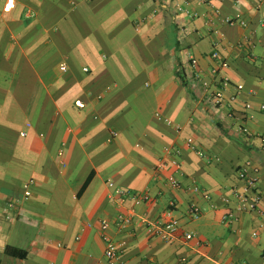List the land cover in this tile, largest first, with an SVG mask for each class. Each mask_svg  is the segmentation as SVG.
I'll return each mask as SVG.
<instances>
[{
    "label": "crops",
    "instance_id": "1",
    "mask_svg": "<svg viewBox=\"0 0 264 264\" xmlns=\"http://www.w3.org/2000/svg\"><path fill=\"white\" fill-rule=\"evenodd\" d=\"M171 200L179 240L164 242L141 218ZM104 221L119 264H264V0H0V264H107Z\"/></svg>",
    "mask_w": 264,
    "mask_h": 264
},
{
    "label": "built area",
    "instance_id": "2",
    "mask_svg": "<svg viewBox=\"0 0 264 264\" xmlns=\"http://www.w3.org/2000/svg\"><path fill=\"white\" fill-rule=\"evenodd\" d=\"M200 2L202 0H199ZM235 4L238 5L240 4L241 0H234ZM176 12L181 13V14H186L189 15V12L185 9V7L181 4L176 5ZM192 16V14L190 15ZM225 22L229 25L232 24H240L242 26H245V22L242 21H237L234 19H226ZM211 57L215 60L219 59V54L218 52H213ZM197 65V61L195 59H191V66L195 67ZM222 86L227 87L228 86V81L224 80L222 81ZM209 101L215 106H220L222 103V96L220 93H216L214 95H211L209 98ZM250 106L247 105L246 108H249ZM243 133L248 134L247 129L242 130ZM187 145L191 149H194L193 142L191 139L187 140ZM168 156L170 158L168 159V163L170 166L173 168L172 174L167 178V183L168 186L171 189H178L181 187V182H180V177L182 175L181 172V167L180 163L178 162L177 155L178 151H175L171 153L170 150L166 151ZM172 156V157H171ZM166 160L162 159L160 160L157 169L158 170H163L166 167ZM239 179L242 180L245 183L244 191L243 193H236V198L239 201L237 211L239 212H246L253 210L258 202L259 199L258 197H250L249 193L252 192V190L255 188L256 185V179L251 178L247 175L246 169L242 168L239 171ZM33 184L31 181L30 183L26 184V193H25V198H28L31 195V192L28 190L29 185ZM109 188H114V185L112 183L108 184ZM195 191L198 189L195 187ZM118 194L120 196H127L129 197L134 204L139 205L142 203H146L149 201V196L148 194H142V195H137V194H129L123 189H116ZM124 201L121 200L119 201L120 205H123ZM177 209V204L174 200H171L168 203L167 208L155 219L153 220H148L146 218H141L142 222L146 225V227L151 231L154 235H156L160 240L164 242H171V241H176L179 240V219L175 217V211ZM187 215L189 218H191L192 221H197L201 215H202V209L196 205L195 203H192L189 208ZM135 215L134 214H120L117 216L116 219V228L119 231H124L126 230L134 220ZM224 222H231L232 220H235L234 216L232 213L227 214L225 217H223ZM110 229V224L106 221L102 222L100 225V230H101V237L104 242V257L107 262V264H119V256L121 255L125 243L124 242H116L114 239H112L108 231ZM194 234L185 232L180 239H184L185 241L190 240L193 238Z\"/></svg>",
    "mask_w": 264,
    "mask_h": 264
},
{
    "label": "trees",
    "instance_id": "3",
    "mask_svg": "<svg viewBox=\"0 0 264 264\" xmlns=\"http://www.w3.org/2000/svg\"><path fill=\"white\" fill-rule=\"evenodd\" d=\"M181 81L183 83V78L182 77H181ZM6 253L9 254V255H14V256L20 257V258H24L26 256L25 252L17 251V250H14V249H6Z\"/></svg>",
    "mask_w": 264,
    "mask_h": 264
}]
</instances>
